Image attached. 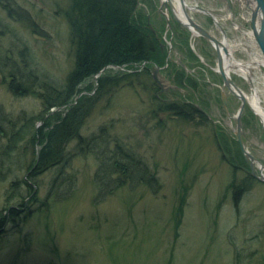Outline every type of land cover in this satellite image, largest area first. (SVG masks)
Instances as JSON below:
<instances>
[{"label":"rangeland","instance_id":"obj_1","mask_svg":"<svg viewBox=\"0 0 264 264\" xmlns=\"http://www.w3.org/2000/svg\"><path fill=\"white\" fill-rule=\"evenodd\" d=\"M195 1L225 16L221 1ZM69 4L0 0V71H8L10 81L11 64L33 79L28 90L14 93L0 78V211L27 196L22 182L45 143L38 140L39 129L45 133L49 118L53 125L55 117L65 115L66 107L45 112L43 99L49 88L63 90L74 69L75 47L65 18ZM158 4L140 0L142 18ZM141 64L122 72L108 68L86 80L79 89L89 86L83 95L69 100L68 108L79 113L86 105L88 112L78 136L64 149V175L52 191L57 176L52 168L38 176L31 190L42 200L50 192V197L66 194L26 220L21 214L8 222L0 231V264H264V184L250 179L217 91L194 73L209 120H186L168 113L163 101L168 97L159 100ZM117 73L124 79L112 81L108 93L98 92L102 76ZM253 75L264 111V73ZM234 78L250 96V87L238 74ZM237 109L232 102L230 114ZM242 122L248 149L264 164L261 123L248 110ZM115 144L146 171L151 185L124 181L97 194L99 152L109 155Z\"/></svg>","mask_w":264,"mask_h":264},{"label":"trees","instance_id":"obj_2","mask_svg":"<svg viewBox=\"0 0 264 264\" xmlns=\"http://www.w3.org/2000/svg\"><path fill=\"white\" fill-rule=\"evenodd\" d=\"M139 3L140 0H70L65 18L69 24L72 45L75 47L74 69L66 87L63 90L49 88L45 92L43 101L44 108H47L45 112L51 108L62 109L66 107L67 109L61 118L59 115V117H55L53 125L48 122L51 120L50 118L46 121L43 127L45 133H42V128L39 129L38 140L41 141L42 138L45 143L34 163L29 166L28 174L22 182L27 196L23 197L22 195L16 206L8 207L6 204L7 206L2 208L0 211L1 232L8 222H14L16 218H20L21 214H24L22 219L26 220L33 213L40 211L43 206L50 208L53 203H58L60 196H65L66 193H60L62 192L60 191L55 196L50 197L52 194L50 192L42 200L38 197L37 191L31 190L37 187L38 176L52 168L56 169L57 173L51 184L52 191L60 173L64 175L62 171L66 168L67 163L64 149L70 141L78 136V128L83 121L82 115H86L88 112L86 105L81 107L79 113H76L74 108L67 106L73 95L79 94V86L106 67H132L149 59L150 53L153 52L151 42H155L149 33L146 19L142 18L138 7ZM13 69L12 75H10L13 92H25L33 79L24 78L23 73ZM123 77L118 73L111 78L102 76V79L98 81L100 85L98 92L101 94L108 93L112 87L111 82L114 80L121 81L124 79ZM88 89L89 86L87 85L84 90ZM79 140L80 144L83 143L82 139L79 138ZM8 143L10 147L11 142ZM92 143L94 149L97 150V145ZM114 148L109 155L108 150L99 152V154L103 153V157H101L100 167L95 175V185L98 187L97 194L102 195L104 192L113 191L116 186H121L120 184H123L124 181L127 184L140 181L145 185H151L150 181L153 179L146 178L147 173L139 166L138 162L128 154L121 152L123 150L118 144H115ZM249 177L252 179L251 176ZM70 188L71 184L69 183L66 190L69 191ZM236 191L235 198L237 199L240 190ZM33 204H38L34 210L31 208Z\"/></svg>","mask_w":264,"mask_h":264},{"label":"flooded vegetation","instance_id":"obj_3","mask_svg":"<svg viewBox=\"0 0 264 264\" xmlns=\"http://www.w3.org/2000/svg\"><path fill=\"white\" fill-rule=\"evenodd\" d=\"M158 1L159 4L155 11L146 17V25L157 48L154 50L151 47L153 52L150 53L148 63L141 62V72L144 70L151 77L155 84L153 88L157 91L156 95L159 100H161L160 97H168L163 100L166 103L165 107L168 113H173L186 120L196 119L199 121L201 119L202 121H207L209 117L201 107L204 99L202 98V100L199 97V84L193 79L194 73H200L203 81L217 91L220 107L230 122V128L236 143L237 140L234 136L236 122L234 116L238 114L242 104L236 90L238 89L242 93L247 102L251 95L247 96L243 92L236 84L234 77L238 74L246 85L250 87L252 94L256 91L254 90L256 81L253 79L254 72H257L260 76L264 73L262 55L253 37L251 6L247 5L243 0H219L223 3L225 13V16L221 17L219 14L201 6L195 0H185L186 13L194 23L212 38L209 39L204 35L192 32L182 24L185 19L182 13L180 14L181 6L179 4L178 7L173 6L176 15L182 23L173 17L168 5L162 6L161 1ZM199 8L203 11L199 10ZM195 14H197L198 18H195ZM195 48H198V51ZM8 60L9 57L6 60V65ZM254 62L257 66L252 65ZM235 63L248 65L251 68L249 74L243 75L236 72L234 69ZM10 65L8 64L9 68L13 69L14 67H10ZM10 69L9 76L13 72ZM154 75H156L157 79H161L163 85L160 86L155 81ZM189 76H192V79ZM0 78L7 83V88L13 91L11 79L10 81L6 80L8 79V71L6 74L0 71ZM175 94H178L179 98ZM223 98H225L227 110L224 108ZM232 102L238 104V109L234 116L230 114ZM248 104L250 105L249 102ZM245 110L252 112L245 104L241 113L242 128V114ZM219 128L218 131L224 130L223 126H219ZM250 154L254 156L252 152ZM256 159L264 167L263 162L258 158ZM247 164L250 170H253L249 162ZM254 170H256L257 174H260L256 165H254Z\"/></svg>","mask_w":264,"mask_h":264},{"label":"water","instance_id":"obj_4","mask_svg":"<svg viewBox=\"0 0 264 264\" xmlns=\"http://www.w3.org/2000/svg\"><path fill=\"white\" fill-rule=\"evenodd\" d=\"M176 1H178V4L181 6V13H182L183 18L185 19V22L183 23L180 21V19L175 13L172 0H164L161 4L162 6L168 5L171 9L173 17L177 19L179 22H181L186 28L190 29L192 32L194 31L210 39L211 37H209L207 33L201 27H199L196 23H194L188 16V14L186 13V9H187V6L185 4L186 1L185 0H176ZM243 1L247 5L251 6V24H252V30H253V37L264 60V0H243ZM199 10L201 9L199 8ZM154 78H155V81L160 84V86L163 85V82L161 81V79H157L156 75H154ZM236 91L239 94L242 104H241L238 114L234 117V120L236 122V129L234 131V135L239 144L244 160L249 161L250 167L252 169H253V166L256 164L260 171L259 176H257L252 170L253 177L264 183V174H263L264 167L257 159H255L248 152V150L244 146L243 139L246 140V137L244 135V131L242 129V124H241V113L244 108V105L246 104L252 110L253 114L260 120L261 123H262V120L259 117V115L250 107V105L248 104V102L246 101V98L242 95V93L239 92L238 89ZM222 100H223L224 108L225 110H227L225 98H223ZM263 129H264V125H263Z\"/></svg>","mask_w":264,"mask_h":264},{"label":"bare ground","instance_id":"obj_5","mask_svg":"<svg viewBox=\"0 0 264 264\" xmlns=\"http://www.w3.org/2000/svg\"><path fill=\"white\" fill-rule=\"evenodd\" d=\"M173 4L175 7H178V3L176 2V0H172ZM181 14V12H180ZM151 46L154 48V50H156V44L151 42ZM148 60L143 61V63H148ZM253 66H257V64L254 62L252 64ZM234 69L236 72L242 73L243 75L249 74L251 68L248 65H240L235 63L234 64ZM264 83V80H263ZM248 102L250 103V106L255 110V112L259 115V117L262 120V124L264 125V111L262 110V108L260 107V99H259V95L256 91H254L251 96L248 98ZM34 119V118H33ZM33 119H30V121L32 122ZM37 121H40L39 119H37Z\"/></svg>","mask_w":264,"mask_h":264}]
</instances>
